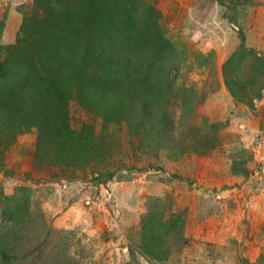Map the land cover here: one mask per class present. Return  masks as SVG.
Listing matches in <instances>:
<instances>
[{
    "label": "rangeland",
    "instance_id": "374dc122",
    "mask_svg": "<svg viewBox=\"0 0 264 264\" xmlns=\"http://www.w3.org/2000/svg\"><path fill=\"white\" fill-rule=\"evenodd\" d=\"M125 1L156 14L171 45L160 110L107 120L72 100L70 127L94 138L82 167L36 158V128L0 138V241L16 264H264V0ZM32 6L0 0L3 61ZM231 72L249 100L228 89Z\"/></svg>",
    "mask_w": 264,
    "mask_h": 264
},
{
    "label": "trees",
    "instance_id": "16d2710c",
    "mask_svg": "<svg viewBox=\"0 0 264 264\" xmlns=\"http://www.w3.org/2000/svg\"><path fill=\"white\" fill-rule=\"evenodd\" d=\"M65 1L33 0L18 47L10 49L13 59L3 61L0 46V138L10 145L36 128V158L57 167H82L94 138L86 129L72 130L70 102L79 99L107 120L155 116L162 98L157 74L170 62L163 53L171 45L157 27L159 17L150 10L140 13L131 2L81 0L67 6ZM23 62L33 76L16 85L11 76L21 72ZM225 78L236 99L249 100L255 93L239 88L238 73ZM104 179L94 176L97 184ZM25 210L21 206L9 217L15 226ZM153 244L146 243V255L154 253ZM18 253L0 241V264H16Z\"/></svg>",
    "mask_w": 264,
    "mask_h": 264
}]
</instances>
